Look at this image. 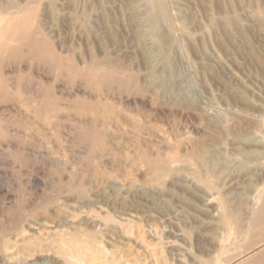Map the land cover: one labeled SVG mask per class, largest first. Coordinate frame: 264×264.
Returning a JSON list of instances; mask_svg holds the SVG:
<instances>
[{
	"label": "rangeland",
	"instance_id": "1",
	"mask_svg": "<svg viewBox=\"0 0 264 264\" xmlns=\"http://www.w3.org/2000/svg\"><path fill=\"white\" fill-rule=\"evenodd\" d=\"M155 2L0 0V264H264V0Z\"/></svg>",
	"mask_w": 264,
	"mask_h": 264
},
{
	"label": "bare ground",
	"instance_id": "2",
	"mask_svg": "<svg viewBox=\"0 0 264 264\" xmlns=\"http://www.w3.org/2000/svg\"><path fill=\"white\" fill-rule=\"evenodd\" d=\"M20 6V5H19ZM18 8V7H17ZM9 10V9H8ZM152 18H151V28L152 29H157V26H158V17L157 16H159V15H157L158 13H161L163 16H161L159 19H161L162 17L163 18H165V20H167V22L169 21V15H168V11H167V8H166V4H165V2H164V0H156V2L154 3V6H153V8H152ZM2 18V17H1ZM10 29V28H9ZM159 29V28H158ZM14 30V29H13ZM1 31V30H0ZM2 32V31H1ZM25 33V32H24ZM4 36V35H3ZM2 36V37H3ZM18 37V36H17ZM16 37V38H17ZM14 40V39H13ZM16 40V39H15ZM10 41V40H9ZM8 41V42H9ZM13 42V41H12ZM7 44V43H6ZM13 44V43H12ZM15 47V46H14ZM12 50V49H11ZM14 50V49H13ZM13 52V51H12ZM107 69V68H106ZM110 69V68H109ZM126 70V69H125ZM101 73V72H100ZM108 74V73H107ZM101 75H103V73L101 74ZM153 75V74H152ZM104 77V76H103ZM105 85V84H104ZM107 85V84H106ZM112 87V86H111ZM115 87V86H114ZM105 89H106V87H105ZM112 89H113V87H112ZM114 89H116V90H114ZM113 90H114V92L113 93H115V91H117L118 89L117 88H114ZM110 90H111V88H110ZM106 91H108V90H106ZM111 92V91H110ZM118 92V91H117ZM118 94V93H117ZM120 94H121V92H120ZM5 97V96H4ZM129 106V105H128ZM159 135V134H158ZM161 135V134H160ZM264 162V161H263ZM168 165V164H167ZM165 166V165H164ZM163 166V167H164ZM167 167V166H166ZM168 169H169V167H168ZM163 170H165V169H163ZM211 189V188H210ZM212 190V189H211ZM214 191V190H213ZM216 193V192H215ZM210 195L211 196H213L212 198H215L214 197V194L212 195L211 193H210ZM216 195V194H215ZM208 200V199H207ZM221 205H222V203H221ZM221 205H219V206H221ZM224 206V205H223ZM222 207V206H221ZM218 209H220V208H218ZM224 209V208H223ZM222 208H221V210H223ZM227 209V208H226ZM225 209V210H226ZM227 211V210H226ZM223 212V211H222ZM228 212V211H227ZM235 212H236V210H235ZM228 214H229V212H228ZM227 217V214H226V216L224 217L223 216V220H224V218H226ZM226 220V219H225ZM224 220V221H225ZM228 222H229V220H228ZM229 224V223H228ZM70 238V237H69ZM62 239V238H61ZM35 240V239H34ZM71 240V239H70ZM19 241V240H18ZM26 241V240H25ZM72 241V240H71ZM77 241V240H76ZM33 242V241H32ZM42 242V241H41ZM64 242V241H63ZM70 242V241H69ZM74 242H75V240H74ZM40 243V242H39ZM68 243V242H67ZM60 244H61V242H60ZM41 245V244H40ZM70 245V244H69ZM81 245V244H80ZM82 245H84V244H82ZM88 245V244H87ZM62 246V245H61ZM67 246V245H66ZM76 247V246H75ZM92 247V246H91ZM64 248V247H63ZM72 248V247H71ZM77 248V247H76ZM89 248V247H88ZM85 249V248H84ZM42 250V249H41ZM72 251H73V249H71ZM90 250V249H89ZM70 251V250H69ZM93 251V250H92ZM33 252H35V251H33ZM42 252H43V250H42ZM71 252V251H70ZM77 252V251H76ZM80 252V251H79ZM27 253V252H26ZM73 253H75V250L73 251ZM30 254H31V252H30ZM72 254V253H71ZM78 254V253H77ZM81 254V253H80ZM84 254H85V252H84ZM90 254V253H89ZM67 255V254H66ZM35 256V255H34ZM76 255L74 254V256L73 257H75ZM96 255H94V257H95ZM98 256V255H97ZM69 257V256H68ZM72 257V256H71ZM72 257V258H73ZM78 257H79V255H78ZM32 258H35V257H32ZM37 258V257H36ZM75 258H77V257H75ZM83 258H85V257H83ZM68 259H71V258H68ZM98 259V258H97ZM39 260V259H38ZM77 260V259H76ZM75 259H74V261H76ZM81 260V259H80ZM83 260V259H82ZM81 260V261H82ZM72 261V260H71ZM91 261V260H90ZM78 262V261H77ZM100 262V261H99ZM72 263V262H71ZM80 263V262H79ZM78 263V264H79ZM87 263H90V262H87ZM75 264H77V263H75ZM83 264H85L84 263V261H83Z\"/></svg>",
	"mask_w": 264,
	"mask_h": 264
}]
</instances>
